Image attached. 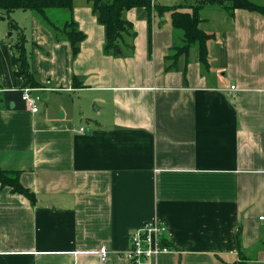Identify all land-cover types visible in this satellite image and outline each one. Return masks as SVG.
<instances>
[{"label":"crops","instance_id":"1","mask_svg":"<svg viewBox=\"0 0 264 264\" xmlns=\"http://www.w3.org/2000/svg\"><path fill=\"white\" fill-rule=\"evenodd\" d=\"M72 16L85 36L75 57L33 12L10 13L40 83L35 113L0 19V171L35 197L0 185V264H128L129 233L151 221L170 251L147 264H264V15L205 5V63L195 43L170 70L183 35L169 14L149 27L125 11L121 56L103 52L87 0Z\"/></svg>","mask_w":264,"mask_h":264},{"label":"trees","instance_id":"2","mask_svg":"<svg viewBox=\"0 0 264 264\" xmlns=\"http://www.w3.org/2000/svg\"><path fill=\"white\" fill-rule=\"evenodd\" d=\"M87 2L90 3L92 13L96 16L98 23L104 28L103 52L113 56L122 55L117 53V49L120 48L119 44L123 41L124 36L132 35L130 33L131 24L123 18L125 11L143 10L147 15L149 27L152 13L160 17L169 14L173 28L182 32L183 43L181 46L171 48L166 57V61L169 62L167 70L173 69L177 58L186 55L192 45L195 43L202 45L208 38V35L199 29L201 23L199 11L205 5H220L230 15L236 9L255 11L264 15V7L255 5L249 0H204L195 6H161L153 3L152 0H87ZM0 11L4 13L0 19L6 18L9 31L15 32L17 35V42L12 46L15 52L12 64L16 68V77L23 81V88L37 89L40 87V83L25 48L24 32L9 18L10 13L14 11L33 12L43 26L49 30L56 42L68 41L73 57L78 54L80 43L85 38L73 20V0H0ZM205 59L206 52L202 45L200 60L205 63ZM0 185L10 188L13 193L25 196L30 203L35 201L34 195L20 184L19 172L0 171ZM178 264H181L180 261ZM235 264L246 263L241 261Z\"/></svg>","mask_w":264,"mask_h":264},{"label":"built area","instance_id":"3","mask_svg":"<svg viewBox=\"0 0 264 264\" xmlns=\"http://www.w3.org/2000/svg\"><path fill=\"white\" fill-rule=\"evenodd\" d=\"M33 91L35 90L24 89L22 100L29 110L35 113L37 111L36 103L38 97L32 95ZM259 220H264V217H260ZM167 234L168 228L159 221L144 223L141 227L131 231L128 236L129 247L125 253L128 264H147V262L152 261L158 255L169 252L170 249L164 245ZM98 254L101 261L105 262L107 250L101 247Z\"/></svg>","mask_w":264,"mask_h":264},{"label":"rangeland","instance_id":"4","mask_svg":"<svg viewBox=\"0 0 264 264\" xmlns=\"http://www.w3.org/2000/svg\"><path fill=\"white\" fill-rule=\"evenodd\" d=\"M1 28L4 27V24H0ZM11 32L9 31V29L7 30L6 34H10ZM12 33H15V32H12ZM15 35V34H14Z\"/></svg>","mask_w":264,"mask_h":264},{"label":"water","instance_id":"5","mask_svg":"<svg viewBox=\"0 0 264 264\" xmlns=\"http://www.w3.org/2000/svg\"><path fill=\"white\" fill-rule=\"evenodd\" d=\"M119 53V51H117Z\"/></svg>","mask_w":264,"mask_h":264}]
</instances>
